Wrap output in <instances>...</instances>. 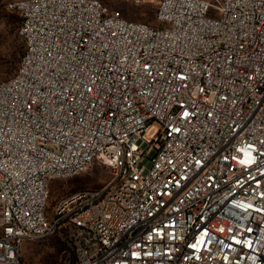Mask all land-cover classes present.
I'll use <instances>...</instances> for the list:
<instances>
[{
	"label": "built area",
	"instance_id": "2783aa9c",
	"mask_svg": "<svg viewBox=\"0 0 264 264\" xmlns=\"http://www.w3.org/2000/svg\"><path fill=\"white\" fill-rule=\"evenodd\" d=\"M0 83V264L65 229L66 264H264V0H17ZM94 165L110 180L59 200Z\"/></svg>",
	"mask_w": 264,
	"mask_h": 264
},
{
	"label": "rangeland",
	"instance_id": "374dc122",
	"mask_svg": "<svg viewBox=\"0 0 264 264\" xmlns=\"http://www.w3.org/2000/svg\"><path fill=\"white\" fill-rule=\"evenodd\" d=\"M17 0H0V83L8 80L15 57L22 58L25 47L18 30L21 17L9 7ZM109 10L119 11L122 15L135 22H142L154 27L161 26L157 19L159 0H99ZM14 73V74H13ZM111 178L110 170L104 165H94L83 173L67 180H54L50 187L49 215L57 202L80 190L97 189ZM75 259V251L69 233L60 229L52 235L26 239L21 247V264H66Z\"/></svg>",
	"mask_w": 264,
	"mask_h": 264
},
{
	"label": "trees",
	"instance_id": "16d2710c",
	"mask_svg": "<svg viewBox=\"0 0 264 264\" xmlns=\"http://www.w3.org/2000/svg\"><path fill=\"white\" fill-rule=\"evenodd\" d=\"M20 21H21V19H20ZM24 44V43H23ZM25 47V46H24ZM21 55H22V53H21ZM21 55H19V57H15L14 59H13V61L11 62L13 65L11 66V69H10V71H11V73L12 72H14V73H16V71L18 70V67H19V65H20V62H21V59H20V56ZM24 55V54H23ZM23 57V56H22ZM13 73V74H14ZM13 76V75H12ZM11 76V77H12Z\"/></svg>",
	"mask_w": 264,
	"mask_h": 264
}]
</instances>
